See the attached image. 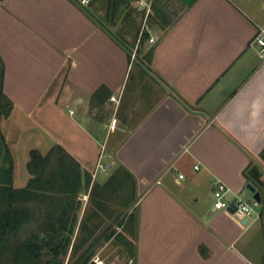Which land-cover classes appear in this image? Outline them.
<instances>
[{
  "label": "crops",
  "instance_id": "obj_1",
  "mask_svg": "<svg viewBox=\"0 0 264 264\" xmlns=\"http://www.w3.org/2000/svg\"><path fill=\"white\" fill-rule=\"evenodd\" d=\"M162 2L115 18L97 0H0L2 91L27 115L41 108L55 127L46 151L61 145L91 174L80 198L97 233L132 210L133 264H264V207L255 219L216 210L213 184L233 199L250 182L264 197V64L252 44L264 3Z\"/></svg>",
  "mask_w": 264,
  "mask_h": 264
},
{
  "label": "trees",
  "instance_id": "obj_2",
  "mask_svg": "<svg viewBox=\"0 0 264 264\" xmlns=\"http://www.w3.org/2000/svg\"><path fill=\"white\" fill-rule=\"evenodd\" d=\"M162 1L164 7L180 3L179 0ZM154 8L156 10L157 7ZM159 14L162 16V13ZM162 17H165L164 13ZM2 86L3 66L0 63V121L10 114L13 107ZM260 157L264 160V150ZM13 169V156L0 129V264H64L69 252L72 256L80 253L76 260H69L68 264H95L89 263L93 255L90 250L103 234L96 232L100 221H95L97 216L94 217V213L84 212L80 217L83 207L80 194L88 191L91 174L84 171L59 144L46 154L31 151L27 162L30 178L24 187H13ZM122 173L120 179L123 184L133 182L130 173ZM256 173L259 174L257 169ZM259 177L256 181L262 183ZM101 189L97 192L96 184L91 188V195L100 194H96L99 200L95 201L99 209L107 204ZM128 189L130 193L126 206L134 198L132 187ZM124 217L118 222V226H123L122 230L113 229L105 238H112L115 245L132 256L134 213Z\"/></svg>",
  "mask_w": 264,
  "mask_h": 264
},
{
  "label": "rangeland",
  "instance_id": "obj_3",
  "mask_svg": "<svg viewBox=\"0 0 264 264\" xmlns=\"http://www.w3.org/2000/svg\"><path fill=\"white\" fill-rule=\"evenodd\" d=\"M251 1L253 4H262L264 0H248ZM100 10L101 16H106L108 8L111 7V13L114 14L115 18H120L125 15V8L131 9V3L133 4L134 0H117L115 6V0H97ZM108 3V4H107ZM126 5L127 7H125ZM125 7V8H124ZM124 9V10H123ZM174 15H170L173 17ZM52 92V91H51ZM50 93H48L43 100V108L45 106L46 100L50 98ZM40 110L33 109L30 114L21 112L18 108H12L10 114L7 117H2L0 121V129L2 134L4 135L5 141L7 146L9 147L13 159H14V182L13 187L21 188L24 187L27 179L29 178V172L27 170V162L30 159V153L32 150H38L42 154L46 153L45 147L50 143V137L55 134V127L51 125L48 121L42 120L40 117ZM68 114V109L66 110ZM44 152V153H43ZM248 202L252 204V194L248 192V195L245 197ZM262 202L258 203L257 206L255 205L256 210H261L264 207V197ZM83 201V208L85 209V213L89 210L91 205L87 202L86 196H81ZM81 211V212H83ZM80 214H83L81 213ZM132 213L131 209H128L125 213L118 218L117 222L115 221L110 224V228H104L103 234L100 235V238L94 245V247L90 250L92 254H99L103 257H106L109 260H115L120 258H127L129 257L125 251H122L118 245H115L110 240H106L105 235L119 227L118 222L125 216ZM124 217V219H125ZM95 221H100L98 218ZM102 225V223H100ZM102 229V228H101ZM122 230V229H121ZM105 232V233H104ZM80 253V252H79ZM76 255H70V252L67 254L64 260V264H68V261L71 262L76 260L78 257Z\"/></svg>",
  "mask_w": 264,
  "mask_h": 264
},
{
  "label": "built area",
  "instance_id": "obj_4",
  "mask_svg": "<svg viewBox=\"0 0 264 264\" xmlns=\"http://www.w3.org/2000/svg\"><path fill=\"white\" fill-rule=\"evenodd\" d=\"M80 4L86 5L90 2V0H79ZM153 0H134L133 5H141L143 6L146 15L151 10ZM151 41L153 38L150 39ZM252 44L256 46L258 50V54L262 60V63L264 64V26H259L257 28V32L252 40ZM101 170H106L104 166H100ZM196 169H199V166H195ZM180 178H183V174L179 175ZM214 184V195H215V201H214V209L216 210H225L229 212V207L232 205V203L236 206V211L234 214L239 215L241 217H245L248 219H255L259 215L254 207V205L257 203L255 200H253V204L248 202L246 198L243 195H237L233 199H227L226 193L228 192L229 188L228 186L220 179L213 180ZM130 213V212H128ZM123 226H119L117 228V231H120ZM95 264H133L134 259L132 257L127 258H120L115 260H109L106 257H103L99 254H93L90 258V263Z\"/></svg>",
  "mask_w": 264,
  "mask_h": 264
},
{
  "label": "water",
  "instance_id": "obj_5",
  "mask_svg": "<svg viewBox=\"0 0 264 264\" xmlns=\"http://www.w3.org/2000/svg\"><path fill=\"white\" fill-rule=\"evenodd\" d=\"M181 3H183L186 6L191 5L195 0H179ZM246 188L252 193V198L255 200L257 203L261 202V195L260 191L256 189V187L252 183H247ZM229 212L234 213L236 211V206L232 203L229 207Z\"/></svg>",
  "mask_w": 264,
  "mask_h": 264
}]
</instances>
